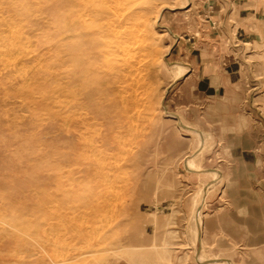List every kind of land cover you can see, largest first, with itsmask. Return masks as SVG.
<instances>
[{
    "label": "rangeland",
    "instance_id": "1",
    "mask_svg": "<svg viewBox=\"0 0 264 264\" xmlns=\"http://www.w3.org/2000/svg\"><path fill=\"white\" fill-rule=\"evenodd\" d=\"M209 3L0 0V264H264V66L181 85Z\"/></svg>",
    "mask_w": 264,
    "mask_h": 264
},
{
    "label": "crops",
    "instance_id": "2",
    "mask_svg": "<svg viewBox=\"0 0 264 264\" xmlns=\"http://www.w3.org/2000/svg\"><path fill=\"white\" fill-rule=\"evenodd\" d=\"M207 7L205 34L192 35L191 39L184 38L176 44L181 48L180 60L187 70L181 85L189 86L194 99L199 101L218 100L240 93L247 77L257 73L260 63L264 66V0H211ZM224 37L225 43L222 42ZM261 152L264 160L261 148L249 153L256 159ZM229 156L230 161L246 168L241 175L235 173V169L229 170L232 184L236 185L243 178L247 183H243L242 188H249L250 170H256L257 164L252 157L245 158L233 151ZM220 165L222 179L230 165ZM184 170L191 189L201 182L199 178L205 173L186 164ZM190 206H193L192 202ZM206 206L207 201H204V209ZM216 231L220 230L214 229V235L221 234Z\"/></svg>",
    "mask_w": 264,
    "mask_h": 264
},
{
    "label": "bare ground",
    "instance_id": "3",
    "mask_svg": "<svg viewBox=\"0 0 264 264\" xmlns=\"http://www.w3.org/2000/svg\"><path fill=\"white\" fill-rule=\"evenodd\" d=\"M108 2V1H107ZM110 4H111V2H110ZM109 4V5H110ZM187 5H189V1H188V3L186 4V5H183V7L184 6H187ZM144 17H145V15H144ZM142 18V17H141ZM70 19V18H69ZM124 19V18H123ZM144 19V18H143ZM122 20V19H121ZM141 21V20H140ZM139 21V22H140ZM123 22V21H122ZM126 22H127V20H126ZM73 24V23H72ZM134 24V23H133ZM135 25V24H134ZM16 27V26H15ZM137 28V27H136ZM141 28H142V26H141ZM132 30H133V28H132ZM136 31V30H135ZM18 32V31H17ZM137 35V34H136ZM14 36V35H13ZM139 36V35H138ZM16 38V37H15ZM139 38V37H138ZM117 41H119V40H117ZM124 42V41H123ZM122 44V43H121ZM2 51V50H1ZM3 52V51H2ZM145 54V53H144ZM72 55V54H71ZM74 55V54H73ZM137 55V54H136ZM152 56V55H151ZM139 60V59H138ZM179 70V75L181 74L180 72L182 71V70H180V69H178ZM188 128H190L189 126H188ZM191 130H194L195 132H197L201 137H202V134L197 130V129H195V128H191ZM194 132V133H195ZM201 137H200V139H201ZM200 141V140H199ZM198 141V142H199ZM202 141V140H201ZM200 141V142H201ZM200 145H201V143H200ZM200 145H197V147L198 146H200ZM58 246V245H57ZM63 248H64V246H63ZM66 248V247H65ZM199 260H200V258H199ZM207 260H210V261H212V262H215V263H223V262H227V264H230L225 258H223V257H213L212 259L211 258H209V259H207ZM133 264H139V263H133ZM224 264V263H223ZM232 264V263H231Z\"/></svg>",
    "mask_w": 264,
    "mask_h": 264
}]
</instances>
